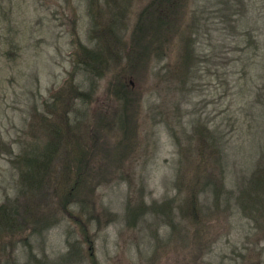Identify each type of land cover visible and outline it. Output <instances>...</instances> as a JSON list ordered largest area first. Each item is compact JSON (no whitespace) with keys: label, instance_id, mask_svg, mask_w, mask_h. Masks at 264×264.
Returning <instances> with one entry per match:
<instances>
[{"label":"rangeland","instance_id":"1","mask_svg":"<svg viewBox=\"0 0 264 264\" xmlns=\"http://www.w3.org/2000/svg\"><path fill=\"white\" fill-rule=\"evenodd\" d=\"M244 1L240 30L248 27L259 49L230 53L240 57L228 65L231 87L202 69L204 82L189 91L165 74L167 56L147 68L127 59L149 0H111L100 26L91 0H0V205L13 212L0 228V264H264V0ZM187 4L201 16L204 39L207 26L213 41L229 35L218 29L227 27L216 14L220 0ZM105 22L121 46L117 58L104 53L96 77L80 71L78 44L94 47ZM252 55L244 75L238 62ZM119 75L123 97L112 91ZM71 83L86 93L64 104ZM60 113L83 142L58 154L37 186L19 156L42 149L51 123L65 126ZM202 122L224 151L204 150L199 170L210 176L197 186L194 220L184 200Z\"/></svg>","mask_w":264,"mask_h":264},{"label":"trees","instance_id":"2","mask_svg":"<svg viewBox=\"0 0 264 264\" xmlns=\"http://www.w3.org/2000/svg\"><path fill=\"white\" fill-rule=\"evenodd\" d=\"M103 2L106 4L107 11V5L111 4V0H104ZM112 3L115 6L114 0H112ZM187 3L188 0H149V2L140 9L132 30L130 31L129 44L127 43L130 49L125 52L129 63H142L147 68L152 60H161L163 57L166 58L167 56L170 61L168 67H165V74L170 73L180 84L186 85L185 88L189 91L194 90L199 85L198 80L204 82L201 80L203 76L201 74L202 69L205 71L204 76H211L215 73L220 83H224L231 87L230 81L228 77H226L230 70L228 65L232 62L236 64V60L238 61L240 57L231 58L230 53L233 51L246 52L253 48V50L256 51L259 49L258 41L254 39L251 31L248 30L249 28L247 27L240 30L241 18L239 15L242 14V11L245 12V1L220 0L222 7L216 10V14L222 21L226 20L227 27L223 23L224 27L219 26L218 29L219 32L226 29L229 35L219 37L215 41L208 38V26L205 31L207 37L204 39L203 36L200 35L199 30L202 26L204 27V24H199L200 15L198 10L188 9ZM106 11L99 0H91V7L88 12L91 14L92 19L95 20L97 26H100V19H104V21L107 20L108 16H106ZM244 15L245 13L243 16ZM208 19V16L203 18L207 25ZM106 24L100 27L97 35L93 38L95 40L97 39L94 47L90 49L81 43L78 44L81 50V56L78 61L81 66L80 71L83 73L91 72L94 76L101 77L104 75V71L100 68L102 66L100 64L106 63L105 54L108 53V55H114V58H117L114 54V47L115 44H117L118 48L121 46L120 33L116 32L111 24ZM228 38H231V42L227 41ZM208 47H210V50L206 52V48ZM253 56L254 55L245 57L244 60L238 62L242 65V72L244 75L247 74V68H251L255 62ZM206 62V66L201 65ZM126 90V86L123 80H121V75H119V78L112 84V91L114 94H119L123 97L126 95ZM62 91L63 92L60 93L63 97L61 100L65 101L66 99L64 104H69V99L72 101L76 99V97L78 98L86 93L81 92V90H79L78 87L76 88L75 84L72 85V83L67 87L65 92L64 90ZM239 91L241 92V89ZM74 93H76V96ZM59 116L61 122H64L65 126L62 127V125L51 123L52 126H49V128L52 133L47 134L48 139L42 146V149L38 148L34 150L35 147L33 148V152L22 153V155L19 156L20 161L24 164L25 177L27 176L26 181L28 182L37 178L36 180L38 182H32V184H37V186L38 183L43 181L46 177L51 178L53 160L58 154L62 153V151L69 153L72 145L74 146L72 147L73 149L71 148L73 151L74 148L79 151L83 142L81 136L79 137L76 132L73 134L72 128L70 129L67 125V115L60 113ZM207 123L208 122L201 124V128L197 131V139L199 142L196 165H198V167L194 168V172L191 175V181L187 188L188 192L184 200L187 205L186 210L189 212V217L192 216L194 220L198 216L199 210V192L197 186H199L201 177L208 178L210 176V174H206L208 168H202L201 171L199 170L200 165L203 164L206 166L204 150L206 151L209 147L212 148L216 146V152L219 157L224 151L222 138H217L214 134L208 135ZM200 142H202V149ZM67 155L68 154H66V156ZM80 155H82V153H80L79 156ZM81 159L82 158H79V160ZM65 168L67 169L66 174L69 176L72 171L66 166ZM80 170L81 168L76 170L78 171L76 173L77 177L80 176ZM83 176L85 175L83 174ZM205 183H207V180H205ZM219 187L220 190L224 189L223 181L219 182ZM71 188L74 189V187ZM71 193V189L69 193L67 191L68 195ZM62 202L64 203V198ZM11 212L12 211H9L5 207V204L0 205V228L2 226L6 227L5 224L11 223L10 215L13 213ZM8 213L10 215L6 217Z\"/></svg>","mask_w":264,"mask_h":264}]
</instances>
